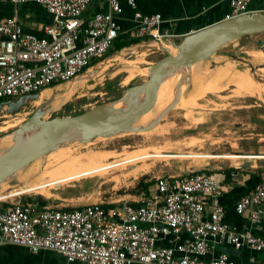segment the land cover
<instances>
[{
    "label": "built area",
    "instance_id": "obj_1",
    "mask_svg": "<svg viewBox=\"0 0 264 264\" xmlns=\"http://www.w3.org/2000/svg\"><path fill=\"white\" fill-rule=\"evenodd\" d=\"M34 1L52 15L43 27L48 37L24 32L16 16L0 20V100L40 93L81 74L94 58H102L114 43L119 26L114 18L122 0H105L109 12L84 20L91 0ZM135 8L134 0H126ZM250 0H229L225 19L249 12ZM136 36H150L164 44L158 13L135 11ZM153 191L137 205L92 202L63 209L37 202L0 197V243L21 245L33 252L54 250L67 262L79 264H235L221 252L206 259L215 244L235 249L247 246L264 251V237L250 230L236 231L224 222L225 207L218 201L223 182L205 170H186L156 177ZM5 205H2V204ZM237 214H248L252 224L264 218V181L235 203ZM187 235L181 240V234ZM166 240L170 245L159 244ZM260 264H264V258Z\"/></svg>",
    "mask_w": 264,
    "mask_h": 264
},
{
    "label": "rangeland",
    "instance_id": "obj_2",
    "mask_svg": "<svg viewBox=\"0 0 264 264\" xmlns=\"http://www.w3.org/2000/svg\"><path fill=\"white\" fill-rule=\"evenodd\" d=\"M223 54L240 60L230 59L223 63ZM218 55L200 63L199 71H204L202 87L195 90L191 82L181 96L194 95L183 103L178 101L153 129L61 146L64 149L34 160L9 182L0 185V196L9 192L13 196L5 199L21 202H26L27 197L41 196L47 206L63 209L79 208L92 202L133 203L146 195L139 182L182 174L184 170H198L207 163L236 164L242 158L230 156L256 153L257 145L264 142V67L257 65L263 63L256 59H264V34L242 37L233 45L222 47ZM143 56L133 54L116 58L111 65L107 63L56 109L48 96L29 101L14 113L0 114V137L25 121L39 105L45 108L42 118L50 119L76 115L118 98L127 87L145 80L146 76L138 68L146 65ZM96 60L94 58L89 64ZM127 67L134 70L132 74ZM219 67L229 70L227 77L217 76L215 70ZM235 70L243 72L251 82L247 92L231 81L230 73ZM66 84L55 88V94L70 85ZM166 102L165 96L163 105ZM94 153L102 158L100 163L111 161L108 168L106 163L101 166L98 174L66 179L41 192L20 188L26 181L44 175L66 160L75 159L84 165L90 163L92 167L93 162H98H92ZM45 175L42 176L44 181L50 178Z\"/></svg>",
    "mask_w": 264,
    "mask_h": 264
},
{
    "label": "water",
    "instance_id": "obj_3",
    "mask_svg": "<svg viewBox=\"0 0 264 264\" xmlns=\"http://www.w3.org/2000/svg\"><path fill=\"white\" fill-rule=\"evenodd\" d=\"M264 32V11H251L230 19L218 21L204 28L185 35L179 42L164 39L165 44L153 39L164 56L151 64L147 71L139 70L146 76L142 82L129 86L116 99L101 103L76 115L52 117L43 119L44 105L36 110L10 133L0 137L10 139V148L0 150V185L9 182L17 176L28 164L44 157L54 150L70 143H87L98 137H111L122 133H136L153 129L168 114L181 94L193 81V70L200 63L212 60L217 51L242 37ZM168 45L175 51L172 52ZM136 46L119 49L88 67L77 77L98 71L100 63H106L113 58L126 57L136 51ZM230 59L240 60L233 55L227 56L222 62ZM223 65V64H219ZM264 67V64H257ZM218 67V65L216 66ZM215 67V68H216ZM92 74V73H91ZM88 75L87 78L93 77ZM108 75V74H107ZM106 78V76H105ZM177 79L176 86L167 96V102L159 112H154L148 122L136 124L148 110H153L158 103L161 87L168 90L167 82ZM54 85L51 88L55 89ZM39 93L24 95L16 99L0 102V114L14 113L29 101L36 100Z\"/></svg>",
    "mask_w": 264,
    "mask_h": 264
},
{
    "label": "crops",
    "instance_id": "obj_4",
    "mask_svg": "<svg viewBox=\"0 0 264 264\" xmlns=\"http://www.w3.org/2000/svg\"><path fill=\"white\" fill-rule=\"evenodd\" d=\"M134 1L135 8L130 6L126 0L121 1V11L114 14V18L119 26L118 35L106 54L90 66L97 64L100 60L113 52H117L119 49L126 51V48L136 45H138L136 51L126 57H130L133 54L139 56L144 54L143 61L146 65L140 67L141 69L144 68L143 70H147L151 64L164 56V53L158 46H155L150 36H136L135 30L137 22L134 18L135 11L143 14H160L162 17L160 31L171 34L166 39L170 42H179L185 35L221 21L225 14L230 11L229 0ZM248 9L249 12L264 11V0H250ZM97 12H109V6L105 0H91L83 14V19L87 20L91 18ZM13 16H16L24 32L33 33L38 37H48L44 33L43 27L52 22V15L42 4L34 1L14 4L9 0H0V20ZM261 34H264V32L256 35ZM235 42L226 46L233 45ZM168 47L170 46L168 45ZM218 51L214 58L219 57ZM230 55L223 54L222 58L226 59ZM111 61L106 62V64L109 63L111 65ZM49 88L51 87H47L46 89ZM254 152L256 153L252 152L246 154L244 157H241L243 155L230 156L233 158H242L236 164L226 165L219 162L215 165H210L207 163L204 164L205 166L202 169L213 173L223 182L224 191L218 201L226 210L224 222L236 231L250 230L255 235L264 237V218L259 224H252L248 214L239 215L234 210L235 203L241 196L251 192L257 184L264 181V142L257 145V149ZM182 172H185V170ZM152 192L148 190V194L145 197ZM145 197H139L133 204L137 205ZM186 237L187 235L185 233L181 234V240L186 239ZM159 244L170 245L171 243L162 240ZM221 252L227 253L235 264H260L264 258V251L256 252L247 246L235 249L230 244L221 243L214 245V250L206 255V259L216 257ZM0 264H79V262H67L64 256L54 250L41 249L33 252L24 246L3 242L0 243ZM132 264L139 263L135 262Z\"/></svg>",
    "mask_w": 264,
    "mask_h": 264
},
{
    "label": "bare ground",
    "instance_id": "obj_5",
    "mask_svg": "<svg viewBox=\"0 0 264 264\" xmlns=\"http://www.w3.org/2000/svg\"><path fill=\"white\" fill-rule=\"evenodd\" d=\"M168 48H170L172 50V52L175 51L171 46L168 47ZM256 59L261 61V63L264 64V59H260V58H256ZM106 65H107L106 63H103V62L100 63L98 68H97L98 71L101 68L105 67ZM95 69L94 70H90L89 73H87V74H84L82 76L77 77L72 82H64V83L54 84V85L57 86L56 88H58L59 86H61L62 84H65V83H67L66 85L70 84L64 90H62L59 94H55L54 89H52V88H49V89L44 88L42 91H40L38 98L41 99V98L50 96L49 100H51L50 103H52L51 104L52 107L54 109L58 108L64 101L68 100L72 96V94L76 91L77 88H79L80 86L83 85V83L86 80V77H88L89 74L92 73L90 76H95V73H96ZM127 69H128V67H127ZM199 70L200 69L197 66L192 71L193 72V81H192V83H193L194 87H196L195 90H197L198 88L202 87L204 71H199ZM133 71L134 70L131 67L128 69V72L130 74H132ZM215 71H216V74H217L218 77H220V76L221 77H227L226 75H228V72H229L228 69H225V68H222V67H219ZM230 79L237 86H240V88H241V90L243 92H247L248 91L251 82L243 74V72L236 71V70L233 71L232 73H230ZM212 80L214 81V79H212ZM176 84H177V79H170L167 82V85H168V90L167 91H165L164 87H161V89H162L161 93L162 94H160V93L158 94V97L160 96V99H159L158 103L156 104L155 109H153L151 111L148 110L146 113H144L140 117L138 122H136V124L139 125V124H144V123L148 122L150 120V118H151L152 113H154L157 110H160L161 107L164 106L163 105V99L165 97V93L168 96L170 94L171 90L176 86ZM54 85H52V86H54ZM211 85H213V84L211 83ZM200 90L201 89H199L198 91H200ZM198 91H195V92H198ZM193 95L194 94H192L189 98H191ZM189 98L188 97L182 98V96H181L179 98V103H183V102L187 101ZM9 100H11V99H9ZM2 101H7V100H0V102H2ZM44 115H45V113H42L41 117H43ZM11 144H12V142H11L10 139L3 138V139L0 140L1 150H5V149L10 148ZM60 149H64V148L61 147V148H59V149H57L55 151H58ZM100 160H102V158L101 157L97 158V154L96 153H94L93 156H92V162L93 161H98V162H93L92 167L90 166V163L84 165V164H80V162H78L75 159L74 160L73 159L66 160L63 163H61L60 165L56 166V168H53L51 170L49 169V170H47L45 172L50 177L47 180H45V181L42 180V178H43L42 176L45 175V173H44V175L36 176L35 178L26 181L24 183V185L22 184L23 186H21L20 188L24 189V190H26L28 192H31V191L41 192L45 188L50 186L51 184H55L57 182L64 181L66 179H68V180L69 179H74V178L77 179L78 177H81V176H89V175H93V174H98L99 172H101V166H103L106 163V162L105 163H100L99 162ZM110 163H111V161L106 163L107 164V168L110 166ZM106 170H108V169H106ZM106 172H108V171H106ZM7 196H13V195L11 193L7 192L4 196H2V197L0 196V197L4 198V197H7Z\"/></svg>",
    "mask_w": 264,
    "mask_h": 264
},
{
    "label": "trees",
    "instance_id": "obj_6",
    "mask_svg": "<svg viewBox=\"0 0 264 264\" xmlns=\"http://www.w3.org/2000/svg\"><path fill=\"white\" fill-rule=\"evenodd\" d=\"M152 182L153 181L139 182L138 185L141 186V188L145 192V194H148V190H149L148 188L150 187V185L152 184ZM25 200L27 202H37V204L39 205V207L46 206V203H47V201L45 199H43L41 196H37V197H34V198L27 197ZM2 205H5V204H2ZM106 206L110 207V206H113V204H108ZM73 209H75V208H73Z\"/></svg>",
    "mask_w": 264,
    "mask_h": 264
}]
</instances>
